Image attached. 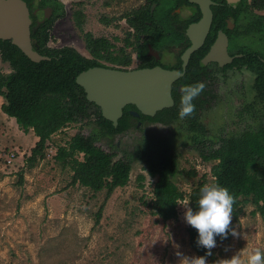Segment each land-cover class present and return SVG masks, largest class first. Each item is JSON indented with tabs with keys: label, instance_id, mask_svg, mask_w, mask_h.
<instances>
[{
	"label": "rangeland",
	"instance_id": "rangeland-1",
	"mask_svg": "<svg viewBox=\"0 0 264 264\" xmlns=\"http://www.w3.org/2000/svg\"><path fill=\"white\" fill-rule=\"evenodd\" d=\"M95 24L96 15L91 10L83 30L75 26L72 14H66L54 23L48 46H70L92 57L85 40L87 33L112 37L110 29L95 28ZM9 72L10 64L0 59V73ZM243 82L248 86L237 87L239 79L227 88L219 86L217 100L201 115L217 147L221 138L238 137L264 124V102L258 101L251 90L253 79ZM95 119L92 114L54 134L44 157L29 168L26 160L39 138L33 131L25 133L19 128L7 115L5 100L0 96V264H190L197 257H204L206 264H228L233 255L239 254L243 260L250 250L264 251V217L248 204L237 219L231 214V228L237 235L230 233V237L218 241L211 255L198 254L190 245L189 225L184 221L189 205L183 203L188 199L179 202L177 219L161 221L149 206L156 179L147 175L140 160L133 163L128 184L118 187L107 199L105 190L95 193L73 183L71 167L55 157L57 146L67 145L77 133H92ZM187 126L180 119L170 125L132 127L113 139L103 138L98 145L110 150L111 142L119 151L134 153L141 142L155 138L176 146L183 173L175 182L189 193L201 180L214 184V162L203 161ZM10 152L16 154L11 163L7 161ZM193 170L197 177L187 175ZM139 174L146 176L142 185Z\"/></svg>",
	"mask_w": 264,
	"mask_h": 264
},
{
	"label": "trees",
	"instance_id": "trees-1",
	"mask_svg": "<svg viewBox=\"0 0 264 264\" xmlns=\"http://www.w3.org/2000/svg\"><path fill=\"white\" fill-rule=\"evenodd\" d=\"M55 19L32 30L34 49L49 56L50 60L33 62L11 41L0 40V59L11 66V72L0 73V96L5 100L7 115L16 120L23 132L33 131L39 138L26 160L28 167L35 166L44 157L48 142L54 134L93 114L96 116V128L92 133H77L67 145L57 146L55 157L71 167L73 183H79L95 193L105 190L107 199L118 187L128 184L133 163L140 160L145 165L147 175L156 179L153 200L149 206L161 221L177 219V208L183 200L188 199L189 207L195 210L199 189L205 181L194 184L189 193L177 186L175 178L183 171L180 170L176 146L155 138L141 142L134 153L119 151L118 145L111 142L110 150L98 145L103 138L113 139L132 127L129 106L124 109L116 127L103 117L99 106L87 99L84 88L76 82L82 71L105 66L97 58L104 57L101 52L109 48V43L106 40L94 41L90 34L86 36L88 47L95 58L86 57L70 46L51 48L48 43ZM75 19H80L77 13ZM109 59L121 65L131 62L125 53L110 56ZM259 97L264 99L262 84ZM180 100L177 99L174 106L157 112L155 117L147 118L165 125L178 122ZM193 103L195 111L183 119L188 124L194 148L203 161L214 162L211 167L214 184L227 187L233 195L235 203L232 216L237 219L244 212L245 206L251 204L255 207L254 211L264 217V124L256 130L248 129L238 137L221 138L217 147L200 121L198 105L203 107L205 101L198 96L197 102L194 100ZM79 155H83V158L80 159ZM187 175L197 177L198 173L193 170L188 171ZM145 179L144 174L138 175L140 185ZM100 217L101 211L97 213V221ZM187 232L190 245L198 254L207 256L208 250L196 243L197 231L188 226ZM227 237H230V233ZM221 239L216 237L217 242Z\"/></svg>",
	"mask_w": 264,
	"mask_h": 264
},
{
	"label": "flooded vegetation",
	"instance_id": "flooded-vegetation-1",
	"mask_svg": "<svg viewBox=\"0 0 264 264\" xmlns=\"http://www.w3.org/2000/svg\"><path fill=\"white\" fill-rule=\"evenodd\" d=\"M24 1L30 11L31 36L32 30L46 21L55 17V23L69 13L75 26L83 30L91 10L96 15L95 28L105 27L112 33V37L90 34L94 41L109 43V48L101 52L104 57L97 58L103 67L133 70L159 66L183 72L172 84L174 104L181 99L183 86L204 82L205 89L199 95L205 101L203 107L198 105L200 121L203 112L217 100L219 86L227 88L234 80L239 79L237 87H242L249 84L243 80L253 79L251 90L258 101L264 102L259 97L260 85H264V0H90L91 7L88 0ZM201 2L210 5L212 23L204 43L191 53L185 65L184 54L193 45L188 30L203 17ZM217 43L222 44L219 51L214 49ZM213 49L216 55L205 61ZM124 53L130 57L128 65L109 59ZM91 54L89 58H95ZM128 106L132 127L160 123L147 118L156 115L143 114L134 104L125 108Z\"/></svg>",
	"mask_w": 264,
	"mask_h": 264
},
{
	"label": "water",
	"instance_id": "water-1",
	"mask_svg": "<svg viewBox=\"0 0 264 264\" xmlns=\"http://www.w3.org/2000/svg\"><path fill=\"white\" fill-rule=\"evenodd\" d=\"M201 4L203 17L188 30L193 45L184 54L185 65L191 53L204 43L212 23L210 5ZM31 22L30 11L24 0H0V40L11 41L33 62L50 60L49 56L34 49ZM221 47L222 44L217 43L214 49L219 51ZM214 49L205 61L214 58ZM183 74L159 66L133 70L95 66L82 71L76 82L84 88L87 99L100 107L103 117L117 127L124 108L129 104L136 105L143 114L149 116L172 107V84Z\"/></svg>",
	"mask_w": 264,
	"mask_h": 264
},
{
	"label": "clouds",
	"instance_id": "clouds-1",
	"mask_svg": "<svg viewBox=\"0 0 264 264\" xmlns=\"http://www.w3.org/2000/svg\"><path fill=\"white\" fill-rule=\"evenodd\" d=\"M205 89L204 82H196L181 88V100L178 115L180 119L190 116L195 111L194 99ZM196 208L186 207L184 221L194 228L198 235V246L208 250L216 246V237L227 238L231 233L236 236L235 229L230 228L231 214L235 203L229 189L219 184H204L199 189V196L195 201ZM187 205L188 202L183 203ZM190 264H206L204 257H197ZM228 264H264V251L259 248L250 250L242 260L239 254L228 259Z\"/></svg>",
	"mask_w": 264,
	"mask_h": 264
},
{
	"label": "built area",
	"instance_id": "built-area-1",
	"mask_svg": "<svg viewBox=\"0 0 264 264\" xmlns=\"http://www.w3.org/2000/svg\"><path fill=\"white\" fill-rule=\"evenodd\" d=\"M14 158H15V153L12 152L11 154L8 155L7 161H8L9 163H11V161H13Z\"/></svg>",
	"mask_w": 264,
	"mask_h": 264
}]
</instances>
